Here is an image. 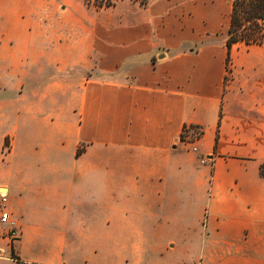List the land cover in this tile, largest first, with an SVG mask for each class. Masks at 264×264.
<instances>
[{"label":"crops","instance_id":"crops-1","mask_svg":"<svg viewBox=\"0 0 264 264\" xmlns=\"http://www.w3.org/2000/svg\"><path fill=\"white\" fill-rule=\"evenodd\" d=\"M38 6L0 3V191L20 225L0 264H264V42L227 64L226 39L197 43L208 21Z\"/></svg>","mask_w":264,"mask_h":264},{"label":"rangeland","instance_id":"rangeland-1","mask_svg":"<svg viewBox=\"0 0 264 264\" xmlns=\"http://www.w3.org/2000/svg\"><path fill=\"white\" fill-rule=\"evenodd\" d=\"M230 1L231 0H145L144 3H140L139 0H118L116 4L119 6L116 8L118 11L124 10V9H142L146 10V8L150 9L154 5V9L157 14H159L162 19L165 14H171V20L173 19V23H179L181 26L184 22L187 23V26L190 27L195 32H201L202 30H199V22L200 20H204L205 22H210V25L207 27L209 30L204 31L203 37L197 42V43H204V42H211V41H223L227 37V28L229 26L230 21ZM62 0H0V3L4 6V9L7 8L6 6H10L11 4H19L20 8L18 9V12L20 13H26L28 12V9H25L27 5L31 4H39L37 9L33 11L35 14H48L51 11L58 12L60 8ZM84 2V0H83ZM171 4V8L169 11L163 7L164 4ZM88 6L84 2V6ZM54 6L55 8L51 9V7ZM50 7V8H49ZM91 8H94L92 6H88ZM113 6H110L109 8H112ZM108 8V7H107ZM114 8V7H113ZM95 9V8H94ZM103 9L98 8L97 10ZM117 13V11H116ZM4 17L6 16H13L15 14H3ZM23 16L24 14H19ZM204 16L207 18H202ZM264 42V39L263 41ZM230 63V58L227 61V64ZM28 68H20V75L22 74V71H25V75ZM40 68H30V71H35L36 73L39 72ZM4 74L8 72V69L4 68L2 70ZM67 73V72H66ZM69 73H74V68L69 69ZM66 74V76H68ZM24 75V76H25ZM26 77H24L25 79ZM26 83V81H24ZM38 85H42L39 83ZM2 105L5 107H10V97L8 94H5L2 97ZM19 106L22 108L25 105V102L27 101L26 98H22L20 96L19 98ZM9 141L10 137L9 135H6L4 137V143L6 145V148H4L3 152L4 154L7 153L9 150ZM264 172V170H263ZM8 244L11 243L7 242ZM6 244V241H2L0 239V247H3ZM4 264H8L7 262H4Z\"/></svg>","mask_w":264,"mask_h":264},{"label":"trees","instance_id":"trees-1","mask_svg":"<svg viewBox=\"0 0 264 264\" xmlns=\"http://www.w3.org/2000/svg\"><path fill=\"white\" fill-rule=\"evenodd\" d=\"M118 0H84L95 9L113 6ZM145 0H139L144 3ZM264 39V0H231L230 21L225 40L229 60V50L235 43L260 44ZM264 167H260L263 174ZM11 258H20L11 250Z\"/></svg>","mask_w":264,"mask_h":264},{"label":"built area","instance_id":"built-area-1","mask_svg":"<svg viewBox=\"0 0 264 264\" xmlns=\"http://www.w3.org/2000/svg\"><path fill=\"white\" fill-rule=\"evenodd\" d=\"M203 135V129L199 124H184L180 134V140L185 147L195 152L198 150V142ZM203 163L204 159L201 158ZM20 233L18 221L12 217L10 210L6 206V195L0 191V237H7L9 240H15Z\"/></svg>","mask_w":264,"mask_h":264}]
</instances>
